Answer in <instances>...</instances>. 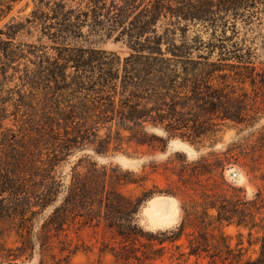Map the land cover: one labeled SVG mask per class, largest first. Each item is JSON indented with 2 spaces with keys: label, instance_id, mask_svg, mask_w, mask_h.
Segmentation results:
<instances>
[{
  "label": "rangeland",
  "instance_id": "obj_1",
  "mask_svg": "<svg viewBox=\"0 0 264 264\" xmlns=\"http://www.w3.org/2000/svg\"><path fill=\"white\" fill-rule=\"evenodd\" d=\"M91 1L0 0V30L7 32L9 24L20 30L14 45H5L9 40L3 35L1 46L23 51L13 59L0 51V98L8 100V127L15 129L13 118L24 119L30 111L24 103L43 96H86L70 95L64 83L31 84L35 47L51 56L62 48L115 52L122 66L132 54L127 37L117 40V32L108 38L96 22L109 20L122 2L107 0L97 14ZM165 1L172 14L162 17L148 36L161 43L165 57L186 56L156 68L171 76V94L198 96L186 107L189 121L174 134L163 125H149L147 132L154 137L148 144L125 131L105 154L90 146L63 154L54 169L61 192L52 204L34 208L22 238L15 230L0 235L7 256L0 264H264V0H235L238 7L232 11L221 9L219 0ZM196 78L199 90L193 93ZM195 126L202 136L193 145L181 136ZM107 133L104 129L100 135ZM75 176L88 178L95 189L106 185L126 198L145 199L133 226L124 222L132 237L108 225L104 208H96L100 217L94 221L71 216L62 229L49 223ZM120 177L140 183L119 184ZM172 231L179 240L156 242L161 232ZM192 250L198 255H189Z\"/></svg>",
  "mask_w": 264,
  "mask_h": 264
},
{
  "label": "trees",
  "instance_id": "obj_2",
  "mask_svg": "<svg viewBox=\"0 0 264 264\" xmlns=\"http://www.w3.org/2000/svg\"><path fill=\"white\" fill-rule=\"evenodd\" d=\"M112 1L114 5L118 1L122 4H117L118 7L116 6L109 20L97 19L96 22L100 29L105 31L106 37L111 38L112 33L118 32L117 40L120 37L128 38V45L133 52L125 59V66H122V60L115 52L62 48L58 56H51L43 49L35 47L33 55L36 57V69L30 72L31 84H37L38 80L45 84L64 83L66 86L63 89L70 91V95L84 93L86 96H43L34 102L24 103L30 111L25 113L24 119L18 115L13 118L15 129L8 127L6 123L11 117L8 113V100L0 98V235L15 230L22 238L23 230L27 229V225L32 221L34 208L52 204L53 197L59 194L62 188L54 169L63 154H69L74 149H83L85 146L93 147L97 154H105L114 140H122L125 137V131H129L138 143L148 144L154 137L147 132L149 125H163L169 134H174L177 127L185 126L189 121L186 107L199 101L198 96L195 100L180 98L177 93L171 94V76L156 68L175 58L182 60L186 57L174 53L172 58L165 57L161 43L149 40L148 35L154 32L161 18L172 14L166 1ZM153 1L155 3L150 9L149 5ZM91 2V8L99 14L101 5H106L107 0ZM218 2L221 9L232 11L238 7L235 0ZM182 13L179 15L187 17ZM6 27L7 32L0 30V39L6 35L9 41L5 45H14L13 40L20 32L17 28L19 26L9 24ZM62 33L66 32L62 30ZM58 35L55 37H61L63 34ZM144 42L149 43L143 45ZM3 43L5 42H0V51H7L9 59L23 53L14 47L5 49L1 46ZM70 69L73 72L69 73ZM121 70L124 71L123 76ZM192 82V92L197 93L199 89L196 85L199 80L196 78ZM224 118L232 119L226 115ZM130 124L139 130L130 126L126 128V125ZM104 129L108 130L106 137L100 135ZM201 136L202 132L195 126L191 134L182 135L181 138L195 145L201 143ZM41 164L47 169H43ZM103 170L107 176L108 169ZM88 180H78L74 177L64 203L55 208L49 223L56 229H62L71 216L94 221L97 216L100 217L96 214V208H104L108 225L121 231L123 237H132L133 232L124 228V222L130 227L133 226L135 215L145 199L126 198L113 187L107 189L106 185L102 189H95ZM118 183L140 182L136 178L120 177ZM238 225L249 227L246 222H238ZM249 228L252 230L253 226ZM170 234L161 232L162 237L157 238L156 242L164 245L180 239L177 232L172 231ZM2 247L0 242V258L5 259L7 256L2 252ZM261 252L263 257L264 244ZM189 255L198 254L192 250Z\"/></svg>",
  "mask_w": 264,
  "mask_h": 264
}]
</instances>
